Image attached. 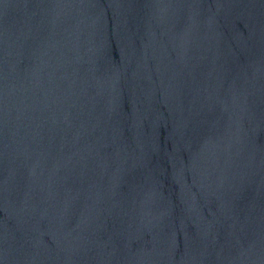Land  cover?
<instances>
[{
  "label": "water",
  "instance_id": "obj_1",
  "mask_svg": "<svg viewBox=\"0 0 264 264\" xmlns=\"http://www.w3.org/2000/svg\"><path fill=\"white\" fill-rule=\"evenodd\" d=\"M0 264H264V0H0Z\"/></svg>",
  "mask_w": 264,
  "mask_h": 264
}]
</instances>
